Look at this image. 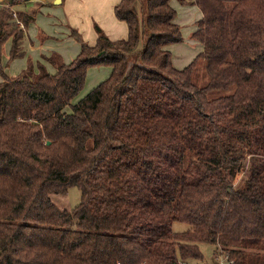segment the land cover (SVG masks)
I'll return each instance as SVG.
<instances>
[{"label": "trees", "instance_id": "1", "mask_svg": "<svg viewBox=\"0 0 264 264\" xmlns=\"http://www.w3.org/2000/svg\"><path fill=\"white\" fill-rule=\"evenodd\" d=\"M178 1L201 13L190 39L202 51L182 69L174 0H147L143 17L120 0L127 39L96 26L90 45L71 28L72 61L42 55L55 73L17 77L5 47L8 62L26 57L36 17L20 13L22 28L1 11L0 264H189L203 244L264 264V0ZM99 66L110 77L75 102ZM73 187L80 204L59 208L51 196Z\"/></svg>", "mask_w": 264, "mask_h": 264}, {"label": "rangeland", "instance_id": "2", "mask_svg": "<svg viewBox=\"0 0 264 264\" xmlns=\"http://www.w3.org/2000/svg\"><path fill=\"white\" fill-rule=\"evenodd\" d=\"M66 1L67 0H61V3H60L59 0H0V13L2 11L5 14L10 15L11 19H13V21H16L17 25L18 26L20 25L22 28H23L22 23L19 21L20 20V18H19L20 13L35 14L36 22H35V25L33 24L34 27L39 28L40 29V35L42 37L46 36L48 39L50 38L49 36L52 37V35L50 34L51 32L49 30L50 26L51 25L52 26L53 25H55V26L61 25L62 26L61 31H58L57 29L53 30V32L58 34V36H59V40H60L59 47L61 49L51 51L50 53H46L44 55L49 56L53 52H55V53H58L59 55H61L63 60L66 62L65 56H68V57L72 56L74 54V52L72 51L73 47H77V46L79 47V45H80L79 43H77L76 39H74L71 36V33L68 32V30L71 31L72 30L71 28H74V26L76 24L80 25L82 22H84V16L86 14V11L89 13V14L88 13L86 14V17L89 18V20L93 21L92 18L93 17L96 18L95 12L93 11V6L95 7L96 4H94L92 0H73L74 2L72 3V5L76 6L75 9L77 10L76 15L78 17V20H76V21H75V19L70 20L69 17L67 18V20H66V18L63 19L62 18L63 14H64V11H63L64 8L63 7L66 5ZM174 1H175L174 3H178V0H174ZM146 3H147V0H138V3H137L138 12H139L141 17L145 16ZM111 11H110V13H111ZM67 15H69V13ZM182 16H183V19L181 20V22L183 24L187 23L188 20L191 19L190 14L189 15L185 14ZM11 21L6 20V21L0 22L1 27L4 25V22H5V24L6 23L9 24V23H11ZM48 21H50V25L47 24ZM96 26H98V22L94 24L92 33L95 37H98L99 35H98L97 30H96ZM188 26H190V24ZM185 28L184 27L182 28L183 31L185 32V33H183L184 38L186 39V42L188 44H191L190 42H188L190 40V37L187 33V30H185ZM100 29L104 35H107L109 37V34L107 33V31H105L102 27ZM76 30L81 32V34L83 35L82 38H84V41L86 43H88V44L92 43L93 38H90L89 36H87L85 34V30H87V29H84L82 27V28H76ZM34 43L35 42L31 39L30 31H27L26 42L23 45L24 49L26 50L27 53H28L29 47L31 45H33ZM193 45L196 46L195 44H193ZM191 46H192V44H191ZM42 47H44V46L42 45ZM175 47L181 48V44L173 45L170 47V51L173 54L174 66L178 69H182V68L188 66L189 64H191V62L195 58L194 56H192V54H189L187 57L182 59L181 55L179 57L178 53H177L179 51H182V53H187L189 50L178 49L175 51L174 50ZM10 51H11V41H9L6 44L5 54L3 56L4 65L8 66L6 69V73L9 77H17L18 75L22 74L25 70H27L29 67H32L35 73H39V71H40L39 64H43L46 67L48 72L55 73V68H53L52 65H50L48 62H46L42 57L40 59H38V58H35L32 54H29V56H26L24 58H19V59L13 60L11 62H8ZM68 57H66V58H68ZM201 68H202V66H201ZM111 73H112L111 67H106V66L91 67L88 71V74H87L85 86L82 89V91L80 92V94H79L78 98L75 100V102H77L80 98H83L86 94H88L93 88L98 86L100 83L107 80L110 77ZM196 74L198 75L199 84L200 85L205 84L206 79L203 77L202 69H200V68L197 69ZM0 80H2L1 76H0ZM246 176H247L246 172L236 175L234 177V180H233L234 185L236 187L239 186V184L246 178ZM51 198H52V201L59 208H61L63 210L71 211V210H74L80 204V202H81V191L79 190V188L73 187V188L69 189V191L66 195L54 194L51 196ZM188 229H189V226L185 223L175 222L173 225V230H174V232H177V233L185 232ZM215 249H216V246H214L212 244L201 245V251L204 255L205 260H206V258H209L210 256L213 257L212 253L215 251ZM226 260H227V257H226ZM198 262H200V261H190L189 264H197ZM220 263L225 264V261L220 260Z\"/></svg>", "mask_w": 264, "mask_h": 264}, {"label": "crops", "instance_id": "3", "mask_svg": "<svg viewBox=\"0 0 264 264\" xmlns=\"http://www.w3.org/2000/svg\"><path fill=\"white\" fill-rule=\"evenodd\" d=\"M94 4H96V6H93V11L95 12L96 18L93 17V21L89 20V18L86 17V14L88 13L86 11V14L84 16V22H82L80 25L76 24L74 26V28H84L87 29L85 30V34L87 36H89L90 38H93L92 43H89L90 45H95V43L97 42V38L93 35V27L94 24L98 22V26L101 28H103L105 31H107V33L109 34V38L113 41H117V40H125L128 38L129 35V31H128V26L125 22H121L119 21L114 13V9L116 7V5L120 2V0H92ZM74 1L73 0H67L66 1V5L62 8L64 11V14L62 16L63 19L69 17L70 20H78L77 17V13H76V6L72 5ZM175 2V1H174ZM173 5L174 7H176L177 11H178V19L177 22L182 26V27H186L185 30H187V33L190 37V35L192 34V32L196 29L195 26V22L201 17V13L199 11L198 8L193 7V6H181L180 2L178 1V3H174ZM112 10V11H111ZM111 11V13H110ZM69 13V15H67ZM89 14V13H88ZM185 14H190L191 15V19L188 20L187 23H182L181 20L183 19L182 15ZM87 18V19H86ZM97 22H96V21ZM51 21V20H50ZM50 21H48L47 24L50 25ZM78 22V21H77ZM193 22V23H192ZM190 24V26H188ZM35 25V24H34ZM33 24H31L27 31H30L31 33V39L35 42L33 45H31L28 49V53L26 54V56H29V54H32L35 58L40 59L42 57V55L46 54V53H50L51 51H55V50H60L61 48L59 47L60 45V40H59V36L58 34L54 33L53 30H58L61 31L62 30V26L61 25H51L50 26V34L52 35L49 36L50 38L48 39L46 36L42 37L40 35V29L34 27ZM74 25V24H73ZM54 28V29H53ZM183 30V29H182ZM26 31V32H27ZM68 32L71 33L70 30H68ZM80 33V35L83 37V35L81 34L80 31H78ZM183 33H185L183 31ZM42 39V40H41ZM84 39V38H83ZM188 41V40H187ZM192 44H188L185 41L181 44V48H177L175 47V51L178 49H187L189 50L187 53H182V51L177 52L178 56L182 57V59H184L185 57H187L189 54H192V56L196 57L201 51H202V47L197 44L195 41H192L191 39L188 41ZM193 44H195L196 46H194ZM42 45L44 47H42ZM8 46V45H7ZM194 46V47H193ZM80 45L79 47H73V52L74 54L72 56H65L66 59V63H69L70 61H72L80 52ZM9 50V49H8ZM68 57V58H66ZM71 59V60H70ZM181 62V61H180ZM1 81V80H0ZM213 257L210 256L209 258H205L198 262L197 264H219L220 260L225 261V264L228 263V261L226 260V256L222 253H220L217 248L215 249V251L212 253ZM227 262V263H226ZM223 264V263H220ZM229 264V263H228Z\"/></svg>", "mask_w": 264, "mask_h": 264}, {"label": "built area", "instance_id": "4", "mask_svg": "<svg viewBox=\"0 0 264 264\" xmlns=\"http://www.w3.org/2000/svg\"><path fill=\"white\" fill-rule=\"evenodd\" d=\"M180 264H186V263H183V262H182V263H180ZM229 264H233V262H229Z\"/></svg>", "mask_w": 264, "mask_h": 264}, {"label": "water", "instance_id": "5", "mask_svg": "<svg viewBox=\"0 0 264 264\" xmlns=\"http://www.w3.org/2000/svg\"><path fill=\"white\" fill-rule=\"evenodd\" d=\"M59 2L61 3V0H59Z\"/></svg>", "mask_w": 264, "mask_h": 264}]
</instances>
